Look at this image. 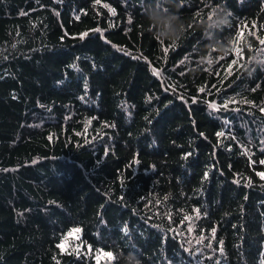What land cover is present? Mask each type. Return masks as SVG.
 Returning <instances> with one entry per match:
<instances>
[{"label":"trees","instance_id":"obj_1","mask_svg":"<svg viewBox=\"0 0 264 264\" xmlns=\"http://www.w3.org/2000/svg\"><path fill=\"white\" fill-rule=\"evenodd\" d=\"M262 41L264 0H0V264H261Z\"/></svg>","mask_w":264,"mask_h":264},{"label":"clouds","instance_id":"obj_2","mask_svg":"<svg viewBox=\"0 0 264 264\" xmlns=\"http://www.w3.org/2000/svg\"><path fill=\"white\" fill-rule=\"evenodd\" d=\"M172 15L173 14L156 15L155 13H153L149 17L150 21L154 22V28L157 25H159V35L162 39H169V40L177 39L181 35L182 30L177 24L173 23ZM177 19H179L178 16ZM166 21H167V27L164 26ZM228 24H229L228 14L225 13L220 8H216L214 10L213 19L206 22V26L212 30V36L204 34L202 29L205 39L211 42L213 39L217 40L215 33L218 30H221L224 26H227ZM133 261L135 262V264H140V261L136 257L135 253H131V258L128 261H126V264H133Z\"/></svg>","mask_w":264,"mask_h":264},{"label":"snow or ice","instance_id":"obj_3","mask_svg":"<svg viewBox=\"0 0 264 264\" xmlns=\"http://www.w3.org/2000/svg\"><path fill=\"white\" fill-rule=\"evenodd\" d=\"M81 11H83V10H81ZM113 11H114V10H113ZM79 35H80L81 37H84V36L86 35V33H83V32H82V33H80ZM262 42H264V41H262ZM114 47H115V45H114ZM149 99H150V98H149ZM181 99H183V97H181ZM195 99H196V98L194 97L193 100H195ZM209 106H210L211 108H213V109H215V108L217 107V105H216L215 102H211ZM225 107H227V105H225ZM260 111H261V112H264V108H261ZM201 135H203V133H201ZM217 135H218V136H219V135H222V133H219V132H218ZM186 155H187V154H186ZM260 163H261V164H264V160H261ZM258 175H259L261 178H264V172H259ZM204 176L207 177V176H208V173L205 172V173H204ZM186 219H188V218H186ZM75 231L78 232L79 229H75ZM125 231H127V228H126V227H125ZM60 247L63 248V244H61ZM99 251H100V254L104 255L105 257H107V258H109V259H111V258L113 257V253H112V252H103L102 250H99ZM261 264H264V261H262Z\"/></svg>","mask_w":264,"mask_h":264}]
</instances>
